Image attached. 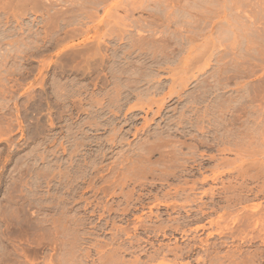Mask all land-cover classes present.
Here are the masks:
<instances>
[{
    "label": "rangeland",
    "instance_id": "1",
    "mask_svg": "<svg viewBox=\"0 0 264 264\" xmlns=\"http://www.w3.org/2000/svg\"><path fill=\"white\" fill-rule=\"evenodd\" d=\"M135 259L264 264V0H0V264Z\"/></svg>",
    "mask_w": 264,
    "mask_h": 264
},
{
    "label": "bare ground",
    "instance_id": "2",
    "mask_svg": "<svg viewBox=\"0 0 264 264\" xmlns=\"http://www.w3.org/2000/svg\"><path fill=\"white\" fill-rule=\"evenodd\" d=\"M216 247H217V246H216ZM175 248H176V247H175ZM213 249H214V248H213ZM213 249H212V250H213ZM215 249H216V248H215ZM217 250H218V249H217ZM217 250H215V251H217ZM179 251H180L179 254H181V249H179ZM239 251H240V250H239ZM171 252H172V250L170 251V253H171ZM174 252H175V250L173 251V254H175ZM185 252H187V251L185 250ZM190 252H191V251H190ZM160 253H161V252H160ZM188 253H189V251H188ZM206 253H207V252H206ZM215 253H216V256H217L218 253H217V252H215ZM182 254H183V251H182ZM182 254H181V255H182ZM225 254H226V253H225ZM163 255H165V254H163ZM176 255H177V254H176ZM181 255H179V257H180ZM188 255H189V254H188ZM214 255H215V254H214ZM223 255H224V254H223ZM223 255H222V256H223ZM227 255H228V253H227ZM151 256H152V255H151ZM153 256H154V255H153ZM190 256H191V255H190ZM218 256H219V254H218ZM177 257H178V256H177ZM148 258H149V259H152L153 257H148ZM148 258H147V260H148ZM181 258H182V257H181ZM188 258H189V257H188ZM199 258H201V257H199ZM228 258H229V257H228ZM154 259H155V258H154ZM201 259H202V258H201ZM212 259H213V258H212ZM214 259H215V258H214ZM217 259H218V258H217ZM232 260H233V259H232ZM118 261H119V260H118ZM120 261H121V260H120ZM133 261H134V260H133ZM133 261H132V262H133ZM136 261H137V259H135L134 262H136ZM148 261H150V260H148ZM152 261H153V260H152ZM196 261H197V260H196ZM200 261H201V260H200ZM211 261H212V260H211ZM215 261H216V260H215ZM219 261H220V259H219ZM122 262H123V260H122ZM146 262H147V261H146ZM231 262H232V261H231ZM116 263H118V262H116ZM130 263H131V262H130ZM130 263H129V264H130ZM136 263H137V264H141V263H138V262H136ZM136 263H135V264H136ZM219 263H220V262H219ZM233 263H234V261H233ZM238 263H239V262H238ZM142 264H144V263H142ZM150 264H151V263H150ZM187 264H188V263H187ZM236 264H237V263H236Z\"/></svg>",
    "mask_w": 264,
    "mask_h": 264
}]
</instances>
